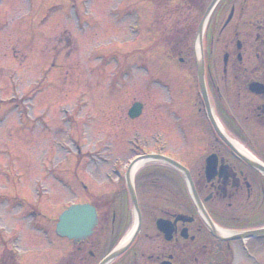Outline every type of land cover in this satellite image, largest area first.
Returning a JSON list of instances; mask_svg holds the SVG:
<instances>
[{
	"label": "rangeland",
	"instance_id": "374dc122",
	"mask_svg": "<svg viewBox=\"0 0 264 264\" xmlns=\"http://www.w3.org/2000/svg\"><path fill=\"white\" fill-rule=\"evenodd\" d=\"M144 1L0 0V241L10 252L20 250L24 264H56L68 252L53 223L84 182L93 193L110 192L123 182L106 178L114 163L157 153V135L165 156L182 160L188 150L186 109L173 106L182 74L172 64L166 68L159 50L140 51L158 39ZM155 3L154 27L163 31L179 21L199 23L205 10ZM171 12L178 19H168ZM190 68L195 86L197 63ZM211 68L220 80L213 62ZM134 100L153 114L131 120L126 109ZM167 168L151 163L138 182L150 176L154 192L155 178ZM4 249L0 242V254Z\"/></svg>",
	"mask_w": 264,
	"mask_h": 264
},
{
	"label": "flooded vegetation",
	"instance_id": "af4514ba",
	"mask_svg": "<svg viewBox=\"0 0 264 264\" xmlns=\"http://www.w3.org/2000/svg\"><path fill=\"white\" fill-rule=\"evenodd\" d=\"M160 1H178L180 7L192 11L205 8L199 23L185 26L179 21L163 31L154 27L155 0L144 1L153 15L151 26L158 39L155 46L140 51L159 50L169 62L166 68L172 64L174 73L182 74L178 77L184 81L177 88L182 93L173 106L186 109L183 132L188 150L182 160L171 156L173 162L145 160L133 175L131 168L147 154L130 155L126 165L120 159L114 178L119 174L123 182L110 192L93 193L84 182V191L69 206L91 205L96 223L88 236L61 238L69 250L56 264H104L115 254L105 264H264V171L254 166H264V131H258L264 129V0ZM172 17L178 19L174 12L168 19ZM215 51L220 55L211 59ZM200 55L209 107L201 94L198 73L192 75L195 86L187 73L192 62L198 66ZM211 62L220 70V80L213 76ZM172 78L165 82L173 90ZM136 102L141 101L134 100L126 115ZM141 103L139 118L149 112L148 119L152 108L147 111L148 105ZM124 109L120 108L121 116ZM245 146L251 149V158L239 150ZM209 159L212 164L207 169ZM154 162L172 170L155 178L159 188L154 187L153 192L150 176L138 182L139 177H146L138 175ZM159 220L169 227L160 229ZM4 248L0 264H24V255Z\"/></svg>",
	"mask_w": 264,
	"mask_h": 264
},
{
	"label": "water",
	"instance_id": "95a60500",
	"mask_svg": "<svg viewBox=\"0 0 264 264\" xmlns=\"http://www.w3.org/2000/svg\"><path fill=\"white\" fill-rule=\"evenodd\" d=\"M199 81H200V87H201L202 95H203V98L206 102V106L209 107L208 98H207V91H206L205 81H204L203 64L199 69ZM132 111H134V113ZM132 111H131L132 117L137 115L139 112V110L137 108L133 109ZM218 133L220 134L219 131H218ZM175 164H177V163L175 162ZM177 165L180 166V164H177ZM78 215L79 216L83 215V217H85V215H88V223L85 226L82 225L81 223H79V222H81V220H78ZM94 223H95L94 212H91L89 209H86V207H73L71 209V211L65 212L61 216L60 223L58 224V232L61 235H66L69 237L85 236L89 233V231L93 227ZM167 226L169 227L168 223L159 222L160 229H164L163 227H167Z\"/></svg>",
	"mask_w": 264,
	"mask_h": 264
},
{
	"label": "bare ground",
	"instance_id": "6f19581e",
	"mask_svg": "<svg viewBox=\"0 0 264 264\" xmlns=\"http://www.w3.org/2000/svg\"><path fill=\"white\" fill-rule=\"evenodd\" d=\"M239 150L243 154L249 156L250 158L252 157V155L246 149L239 147ZM145 160H148V159H142L135 163V165L132 167V171H131L132 175L145 163Z\"/></svg>",
	"mask_w": 264,
	"mask_h": 264
}]
</instances>
